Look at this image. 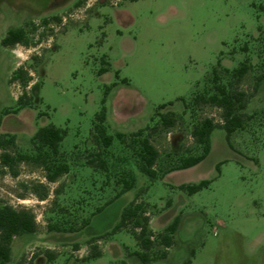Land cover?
<instances>
[{
    "label": "rangeland",
    "instance_id": "374dc122",
    "mask_svg": "<svg viewBox=\"0 0 264 264\" xmlns=\"http://www.w3.org/2000/svg\"><path fill=\"white\" fill-rule=\"evenodd\" d=\"M262 6L264 0H0V136L16 135L19 149L35 154L33 136L53 124L67 131L60 149L71 168L56 183L35 164H20L17 177L7 169L0 174V205L34 211L39 226L37 233L15 238L9 264L23 258L32 264H142L134 236L113 232L135 196L148 204L156 231L179 218L175 244L167 251L155 248L158 259L151 264H264V81L254 94L264 74ZM19 28L26 30L28 45L4 47L8 31ZM219 61L226 85V69L251 64L236 84L254 95L245 110L250 118L231 136L232 148L218 128L202 163L151 181L116 134L150 126L160 176L201 155L195 127L205 119L222 125V116L215 107L194 104L193 97L211 92ZM21 68L30 75L26 88L11 82ZM121 104L135 113L118 119ZM103 106L113 136L107 151L92 140ZM171 109L177 125L159 127L158 115ZM97 151L108 160L109 173L88 165ZM131 175L136 188L121 194ZM204 180L210 185L196 194L180 190L179 184ZM86 221L87 229L73 231ZM94 237H103L97 241L103 254L87 260ZM46 250L56 253L54 262ZM164 251L166 258H159Z\"/></svg>",
    "mask_w": 264,
    "mask_h": 264
},
{
    "label": "trees",
    "instance_id": "16d2710c",
    "mask_svg": "<svg viewBox=\"0 0 264 264\" xmlns=\"http://www.w3.org/2000/svg\"><path fill=\"white\" fill-rule=\"evenodd\" d=\"M264 12V6L261 7ZM28 36L26 30L23 28L12 29L8 31L5 38L2 40L4 47H13L15 45H28ZM221 63L213 68L212 77V90L210 93H197L193 99L194 104H204L215 107L221 111L222 125H217L213 119H205L197 125L193 131V137L197 143L203 146V153L199 156H190L182 161V164L173 168L171 171L185 170L192 168L203 162L210 154L212 149L211 136L216 129H223L227 134V141L232 148L230 138L238 130H242L250 117L245 112L249 100L254 95H249L246 91L236 88V84L241 82L245 76L251 71L252 66L249 63L242 64L239 68L229 70L226 69L225 73L230 74V83H223V73H220ZM109 69L102 68L100 73L108 71ZM20 80L24 88L29 85L30 75L24 69H18L16 74L11 78V82ZM264 81V74L258 77L257 84L254 88L256 94ZM24 93L19 99V107L24 105ZM170 106L172 104H169ZM168 105V106H169ZM187 106L188 103H185ZM167 105L160 108L165 109ZM9 114V113H8ZM159 127L165 129L174 128L178 123V115L174 111H167V113H160L158 115ZM107 114L106 108L103 106L96 116L94 122V130L92 140L94 144L104 151H107L112 143L113 136L108 133L106 125ZM157 128V127H155ZM150 126L140 129L130 135L124 133H117V139L124 147L133 151L136 156L141 172L150 178L151 181L158 180L164 176H160L159 171L156 169L157 163L160 159L159 150L151 142L152 132L149 133ZM156 130V129H153ZM67 131L56 127L53 124L41 127L32 138V145L35 149V154L26 153L19 149L17 144V136L12 134H3L0 136V174L4 170L17 177L19 172V165L22 163L35 164L46 172L45 178L50 183L58 182L62 177L70 173V165L65 161V156L61 152V143L64 141ZM130 138V139H129ZM88 165L105 173H109V163L105 155L101 151H97L94 158L88 160ZM221 164L217 167L219 168ZM166 174V173H164ZM130 181L126 180L123 183L121 194L129 192L136 188V177L131 175ZM210 181L204 180L199 184H183L180 190L186 191L188 194L193 195L200 192L202 189L207 188ZM121 196V195H120ZM119 195L117 198L120 197ZM48 193L45 192L42 200L47 199ZM148 204L139 201V196L124 208L121 218L113 232L129 231L135 238L140 251L137 256L142 264H151L155 262L158 257L152 255V251L157 247H164L166 251L175 244V234L179 224V218L166 227L162 232H155L150 228L151 217L148 213ZM103 208H99L97 213H100ZM90 224V221L83 223L81 229H73L77 232L83 230ZM39 229L37 223V216L34 211L27 208H15L9 204L0 205V264H9L12 260V243L15 237L24 234H35ZM51 231H61L50 227ZM109 233L103 237H94L89 240L90 251L88 259L99 258L103 254V250L97 244L100 238L105 239ZM76 250H79V245H75ZM164 251L159 258H166L167 252ZM44 255L49 262L57 259L54 251L46 250ZM19 264H26L25 258ZM32 264V262L27 263ZM118 264H127L121 262Z\"/></svg>",
    "mask_w": 264,
    "mask_h": 264
},
{
    "label": "crops",
    "instance_id": "0c3cea01",
    "mask_svg": "<svg viewBox=\"0 0 264 264\" xmlns=\"http://www.w3.org/2000/svg\"><path fill=\"white\" fill-rule=\"evenodd\" d=\"M223 55V54H222ZM109 71V70H108ZM108 71H106V72H108ZM106 72H104V73H106ZM103 73V74H104ZM138 101L140 102V103H142V102H144L143 101V99H142V97H138ZM116 116H117V118L118 119H120V120H124V119H127V118H129L130 116H132L135 112L134 111H132L131 109H128L127 107H125V106H122V104L121 105H118L117 107H116ZM137 111H138V109H137ZM136 111V112H137ZM171 111H173L172 109H171ZM175 112V111H174ZM148 127V126H147ZM213 134V133H212ZM212 137V136H211ZM211 142H212V138H211ZM211 151H212V149H211ZM211 153V152H210ZM202 163V162H201ZM199 165V164H198ZM197 166V165H196ZM196 166H194V167H192V168H188V169H185V170H178V171H174V172H172V173H169V174H167V175H165L164 177H162V178H160L161 180H166L169 176H171L173 173H177V172H180V171H186V170H190V169H193V168H195ZM183 184H187V183H182V184H179V186H181V185H183ZM173 186H175V185H173ZM135 189V188H134ZM132 191V190H131ZM127 193V192H126ZM125 194V193H124ZM136 197V196H135ZM134 200V199H133ZM132 200V201H133ZM131 201V202H132ZM130 202V203H131ZM102 212V211H101ZM97 214H99V213H97ZM96 215V214H95ZM155 219V218H154ZM154 219H152L151 221H150V227L152 228V223H153V220ZM90 225V224H89ZM89 225L86 227V229L89 227ZM85 229V230H86ZM165 229V228H164ZM84 230V231H85ZM152 230L153 231H155V232H157V231H159V232H161V230H157L156 231V229H153L152 228ZM163 230V229H162ZM82 232V231H81ZM23 236V235H22ZM22 236H18V237H22ZM15 238H17V237H15ZM15 238H14V240H15ZM14 240H13V243H12V254L14 253ZM103 250V249H102ZM86 259L87 260H89L88 259V255L86 256ZM54 262V261H53ZM50 263H52V262H50ZM27 264V263H26Z\"/></svg>",
    "mask_w": 264,
    "mask_h": 264
}]
</instances>
